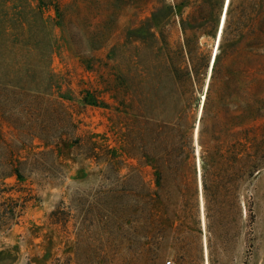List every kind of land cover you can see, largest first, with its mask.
Segmentation results:
<instances>
[{
  "label": "rangeland",
  "instance_id": "374dc122",
  "mask_svg": "<svg viewBox=\"0 0 264 264\" xmlns=\"http://www.w3.org/2000/svg\"><path fill=\"white\" fill-rule=\"evenodd\" d=\"M226 2L0 0V131L17 89L56 101L46 122L69 133L57 179L5 180L36 200L0 233V264H264V0H229L218 36ZM146 162L161 186L134 233L127 189L148 192ZM174 162H193L182 197Z\"/></svg>",
  "mask_w": 264,
  "mask_h": 264
},
{
  "label": "trees",
  "instance_id": "16d2710c",
  "mask_svg": "<svg viewBox=\"0 0 264 264\" xmlns=\"http://www.w3.org/2000/svg\"><path fill=\"white\" fill-rule=\"evenodd\" d=\"M4 96L7 100V112H9L8 125L12 129V132H10V139H7L4 133L0 131V144L3 145L6 151V160L8 161L3 164L4 170L0 167V233H5L11 227L17 225L28 209V202L36 200L35 196L23 190L14 189V185L9 186L5 180L15 178L17 183H20L23 179L30 178L33 175L40 176V180L44 181L57 179L58 175H62V173L58 171L60 165L56 161V151L58 150L60 142L66 140L69 136L66 130L63 132L61 126H56L59 128L54 127V122L51 117L46 122L45 114L47 107L50 104L56 103V101L49 97L17 89L5 90ZM259 100L262 101V99ZM57 108L59 116H56V121H63V123L65 122L66 125L73 128V115L66 110L67 108L63 103H59ZM1 111V115L6 117L5 107ZM61 113L65 116L63 117ZM35 141L39 143V147H42L43 150H31L26 156H23L25 148L32 149L35 147ZM241 147L238 161L254 162L255 155L245 149L246 144L243 143ZM44 156H49L53 162H40ZM146 163L154 169V178L149 182L148 192L143 194L135 188L127 189V194L132 198V205L129 206L126 221L129 229L133 230L134 233H136V225L139 223L138 203L141 196L146 195L148 198V210L151 219L154 215L151 207H153L155 200L158 199L157 192L151 189V186L153 185L157 189L161 186L162 175L156 171V163ZM203 164L204 162L202 160ZM175 166L181 168L187 167L189 171L187 175L175 172L178 181L174 182L173 185L178 197H182L184 189L186 188L188 190L189 185L193 183V175L191 172L193 170V162H174ZM58 214V211H53L52 217L57 218ZM57 221L54 219V223H57Z\"/></svg>",
  "mask_w": 264,
  "mask_h": 264
},
{
  "label": "bare ground",
  "instance_id": "6f19581e",
  "mask_svg": "<svg viewBox=\"0 0 264 264\" xmlns=\"http://www.w3.org/2000/svg\"><path fill=\"white\" fill-rule=\"evenodd\" d=\"M228 1L226 2V5H225V9H224V14L222 15V21L220 23V28H219V32H218V36L220 35V32H221V29L223 27V22H224V17H225V13H226V10H227V6H228ZM213 62V61H212Z\"/></svg>",
  "mask_w": 264,
  "mask_h": 264
},
{
  "label": "built area",
  "instance_id": "2783aa9c",
  "mask_svg": "<svg viewBox=\"0 0 264 264\" xmlns=\"http://www.w3.org/2000/svg\"><path fill=\"white\" fill-rule=\"evenodd\" d=\"M170 263V262H167V264Z\"/></svg>",
  "mask_w": 264,
  "mask_h": 264
}]
</instances>
